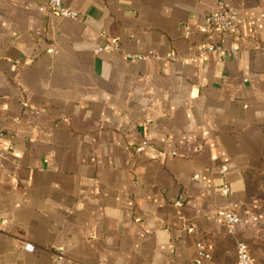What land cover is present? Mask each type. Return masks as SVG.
I'll return each instance as SVG.
<instances>
[{
  "label": "crops",
  "instance_id": "crops-1",
  "mask_svg": "<svg viewBox=\"0 0 264 264\" xmlns=\"http://www.w3.org/2000/svg\"><path fill=\"white\" fill-rule=\"evenodd\" d=\"M63 1L0 0V264L264 263V0H222L237 34L221 0Z\"/></svg>",
  "mask_w": 264,
  "mask_h": 264
},
{
  "label": "built area",
  "instance_id": "built-area-1",
  "mask_svg": "<svg viewBox=\"0 0 264 264\" xmlns=\"http://www.w3.org/2000/svg\"><path fill=\"white\" fill-rule=\"evenodd\" d=\"M48 9L52 12L57 13L62 17H72L77 18L80 16L79 11L75 9H71L68 7L63 0H46ZM220 11L215 13H210L205 18V26L207 31L211 32H220V33H230L237 34V25L239 22V17L234 8L225 5L224 1H219ZM105 36L104 33H102ZM256 49L261 54L264 55V43L258 41L256 43ZM98 52H119L121 51V43L118 40H110L106 37L99 44L97 48ZM236 48H227L222 44H206L197 47L195 53L207 54L210 52H217L222 55H230L235 53ZM126 58L129 60H142L146 57L145 53L141 52H126ZM168 57L171 59H175V55L173 53H169ZM149 144V141L144 140L138 147L137 151L142 152ZM2 155V154H1ZM226 169H223V172ZM225 192H229V188L225 187ZM178 205H181V201L176 202ZM218 215L222 217L225 224L227 225V229L232 233L235 231V228L242 222V218L239 212L231 207L221 208L218 211ZM198 247L202 249V257L205 261L211 263L212 255L208 251L204 249L203 243L198 242ZM24 248L28 251H35L36 246L33 243H25ZM238 261L237 264H257L251 258L247 247L243 241L238 243ZM264 264V263H262Z\"/></svg>",
  "mask_w": 264,
  "mask_h": 264
}]
</instances>
